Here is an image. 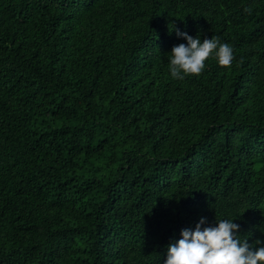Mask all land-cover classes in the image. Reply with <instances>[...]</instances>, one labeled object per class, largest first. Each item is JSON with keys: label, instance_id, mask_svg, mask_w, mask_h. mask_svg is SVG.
<instances>
[{"label": "trees", "instance_id": "trees-1", "mask_svg": "<svg viewBox=\"0 0 264 264\" xmlns=\"http://www.w3.org/2000/svg\"><path fill=\"white\" fill-rule=\"evenodd\" d=\"M174 29L233 62L172 78ZM201 217L264 242V0H0V264H164Z\"/></svg>", "mask_w": 264, "mask_h": 264}, {"label": "clouds", "instance_id": "clouds-1", "mask_svg": "<svg viewBox=\"0 0 264 264\" xmlns=\"http://www.w3.org/2000/svg\"><path fill=\"white\" fill-rule=\"evenodd\" d=\"M174 30L186 43L174 45L166 53L172 78L183 80L188 75H199L210 57L221 66L233 62L232 46L219 37L201 40L200 35ZM234 219L215 218L213 224L202 227L206 218L201 217L193 228L181 229L179 239L166 247L164 264H264V242L256 240L254 244L260 246L254 247L246 237L242 239L240 225Z\"/></svg>", "mask_w": 264, "mask_h": 264}]
</instances>
